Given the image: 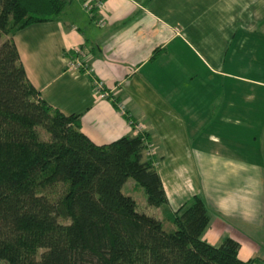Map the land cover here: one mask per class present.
Wrapping results in <instances>:
<instances>
[{
    "label": "crops",
    "instance_id": "1",
    "mask_svg": "<svg viewBox=\"0 0 264 264\" xmlns=\"http://www.w3.org/2000/svg\"><path fill=\"white\" fill-rule=\"evenodd\" d=\"M12 41L49 106L95 144L141 124L169 209L200 195L201 238L264 261V0H68ZM77 48L87 68L66 70Z\"/></svg>",
    "mask_w": 264,
    "mask_h": 264
},
{
    "label": "trees",
    "instance_id": "2",
    "mask_svg": "<svg viewBox=\"0 0 264 264\" xmlns=\"http://www.w3.org/2000/svg\"><path fill=\"white\" fill-rule=\"evenodd\" d=\"M68 0H0V260L7 264H264L238 243L200 235L209 222L194 194L174 211L144 154V133L95 144L78 114L49 106L27 80L12 35L58 17ZM159 216L121 191L127 179ZM60 219V220H59ZM62 220V221H61ZM171 225L163 229V222Z\"/></svg>",
    "mask_w": 264,
    "mask_h": 264
},
{
    "label": "built area",
    "instance_id": "3",
    "mask_svg": "<svg viewBox=\"0 0 264 264\" xmlns=\"http://www.w3.org/2000/svg\"><path fill=\"white\" fill-rule=\"evenodd\" d=\"M99 7L100 6V2L99 1H92L90 2H85L84 3V7L86 9H90L91 7ZM86 64L83 62L82 60V52L80 51V49H75V53L73 56H71L70 58L67 59L66 63H65V69L66 70H86ZM92 88L94 89L95 92H97L101 97H109L108 92L105 90V88L103 87V84L100 80H92ZM120 108V106H119ZM122 112L123 110L120 109ZM131 125V129L134 131V134H138V133H142V125L139 123H132L129 122ZM155 152V148L152 144L150 143H145V151L144 154L146 156H150L151 154H153Z\"/></svg>",
    "mask_w": 264,
    "mask_h": 264
},
{
    "label": "rangeland",
    "instance_id": "4",
    "mask_svg": "<svg viewBox=\"0 0 264 264\" xmlns=\"http://www.w3.org/2000/svg\"><path fill=\"white\" fill-rule=\"evenodd\" d=\"M121 191L126 195H130L135 200L137 208L139 210H142L143 212L150 214V215H157V211L155 207L146 205L142 189L138 186H134V181L132 179L129 178L123 183V185L121 186ZM170 228H171L170 223L166 221L163 222L164 230L168 231L170 230ZM202 235H203V232L200 235V237ZM0 264H7V263L3 260H0Z\"/></svg>",
    "mask_w": 264,
    "mask_h": 264
}]
</instances>
